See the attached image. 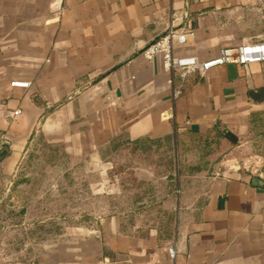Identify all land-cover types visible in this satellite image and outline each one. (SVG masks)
<instances>
[{
  "label": "crops",
  "instance_id": "1",
  "mask_svg": "<svg viewBox=\"0 0 264 264\" xmlns=\"http://www.w3.org/2000/svg\"><path fill=\"white\" fill-rule=\"evenodd\" d=\"M169 28L193 33L174 55L203 62L263 41L264 12L258 0H0V190L37 137L90 151L238 138L225 177L215 166L169 187L168 232H131L110 217L52 264H264V185L241 167L244 154L264 158L251 141L264 102L250 97L264 88V64L171 75L143 56Z\"/></svg>",
  "mask_w": 264,
  "mask_h": 264
},
{
  "label": "rangeland",
  "instance_id": "2",
  "mask_svg": "<svg viewBox=\"0 0 264 264\" xmlns=\"http://www.w3.org/2000/svg\"><path fill=\"white\" fill-rule=\"evenodd\" d=\"M253 131V151L262 153L264 124ZM228 141L183 143L182 150L175 142H115L90 151L37 137L8 189L0 190V264L69 260L110 217L120 216L131 232H168L162 203L169 187L183 174H209L232 160L238 143Z\"/></svg>",
  "mask_w": 264,
  "mask_h": 264
},
{
  "label": "built area",
  "instance_id": "3",
  "mask_svg": "<svg viewBox=\"0 0 264 264\" xmlns=\"http://www.w3.org/2000/svg\"><path fill=\"white\" fill-rule=\"evenodd\" d=\"M162 2L171 3L172 0H161ZM262 11L264 12V0H258ZM191 31L179 33L173 28H169L163 35L151 42L143 51V56L148 61H153L156 58H161L164 71L173 75L175 72L190 73L194 71L200 72L202 75L207 74L215 67L224 64H234L247 67L251 64H264V40L256 43H244L234 49H226L221 51L219 57L208 60L199 61L196 57H177L174 55V47L187 43L189 36H192ZM13 88L28 89L31 86L30 82L13 81L10 83ZM20 112L16 111L15 115ZM232 164V160L222 165L215 172L216 177H225L228 167ZM234 166V165H232ZM231 166V167H232ZM241 167L253 177L264 176V158L261 156H250L241 162ZM230 171V170H227ZM169 256L172 261H175L177 252L175 248L168 249Z\"/></svg>",
  "mask_w": 264,
  "mask_h": 264
},
{
  "label": "water",
  "instance_id": "4",
  "mask_svg": "<svg viewBox=\"0 0 264 264\" xmlns=\"http://www.w3.org/2000/svg\"><path fill=\"white\" fill-rule=\"evenodd\" d=\"M250 97L254 102L261 103L264 102V88L251 92ZM225 136L232 142V143H238V138H236L234 135L227 133ZM253 183L258 186L262 187L264 185V182L260 178H254Z\"/></svg>",
  "mask_w": 264,
  "mask_h": 264
}]
</instances>
